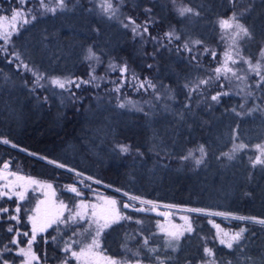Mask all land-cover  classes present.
<instances>
[{"label": "trees", "instance_id": "16d2710c", "mask_svg": "<svg viewBox=\"0 0 264 264\" xmlns=\"http://www.w3.org/2000/svg\"><path fill=\"white\" fill-rule=\"evenodd\" d=\"M89 1L92 0H68L64 11L38 16L33 23L25 25L19 35L12 37L15 47L9 46V51H20L23 59L48 77L88 80L91 63L83 57L91 46L100 56L102 66L108 62L127 64L128 71L136 77L167 87L173 101L170 106L161 108V101L152 99L154 107L147 113L126 111L117 107L118 99L111 91L110 81H94L79 89L73 87L78 97L75 101L64 90L38 87L32 91L31 75L18 70L17 61L9 64L0 54V140L10 141L9 145L0 144V166L10 161L9 169L54 183L62 197L75 196L65 190V185L79 178L74 172L40 159L43 156L101 181L99 184L86 181L95 192L121 196L113 191L119 188L120 192L155 203L228 213L226 217L195 213L192 222L196 231L183 236L176 251L167 248L164 240L154 237L150 238L149 247L158 248L154 255L167 259V264H189V261L199 264L205 242L225 264L228 260L246 264L242 255H252L256 264H264L260 258L264 250V226L233 218H264V171L260 166L252 169L249 164L251 148L264 140V114L237 116L232 109L240 110L233 96H223L219 103L209 99L203 103L204 96L197 93L189 101L184 87L186 82L203 76L210 64L218 63L222 48L217 41L218 21L228 19L233 11L240 13L249 0H238L235 6L228 0H176L175 5L172 0H124L121 12L138 23L148 19L145 9H151L154 23L143 39L134 38L129 29L84 7ZM250 2L251 11L245 13L241 22L254 31L256 41L251 42L257 44L264 38V0ZM183 6L193 8L199 15L179 16L176 9ZM13 7H18L15 0H0V15H11ZM173 29L181 39L168 44L164 33ZM149 35L160 38V43L152 41ZM194 39L203 41V45L196 47L198 50L207 47L217 53L216 59L210 52L200 51L199 60L190 61L182 45ZM216 91V83L208 85L207 98ZM138 96L148 99L153 93L147 90ZM186 103H190V109L184 108ZM233 135H238L235 143L243 142L249 147L232 161L223 157L217 160L221 152L231 150ZM118 142L130 145L131 153H114L112 149ZM11 144L17 147L12 148ZM200 145H204L207 152L204 164L194 167L191 161L182 163L178 159L189 150L199 156ZM137 149L142 156L137 154ZM88 193L84 191L83 197ZM210 219L231 232L247 229L241 241L243 254L230 252L213 239L215 231L208 223ZM10 225L27 229L22 218L20 223H15L4 215L0 220V241H3L0 249L14 235L6 231ZM132 227L113 226L102 237L103 248L108 255L125 257L129 256L123 247L127 242L132 251L141 252L144 262H149V252L142 247L140 236L130 239L129 234L135 232ZM68 235L67 228L59 227L51 241L46 236L47 244L45 238L38 237L33 248L41 258L40 264H54L61 259L59 250ZM19 239L21 244L26 241L23 237ZM15 253L13 248L8 259L20 264L21 258Z\"/></svg>", "mask_w": 264, "mask_h": 264}, {"label": "snow or ice", "instance_id": "6c2138e0", "mask_svg": "<svg viewBox=\"0 0 264 264\" xmlns=\"http://www.w3.org/2000/svg\"><path fill=\"white\" fill-rule=\"evenodd\" d=\"M238 0H228V3L235 6ZM15 3L18 7H13L11 9L10 18L8 16H0V21H9L7 24H0V54L7 59L9 64H12L14 61H17L16 67L18 70L23 69L24 72L30 73L33 77L32 80V91H35L36 88L42 87L41 81L48 80L50 84L54 87H58L62 90H65L69 93V96L73 101L77 100L78 97L72 88L79 89L83 84H92L97 79L95 75V67L89 64L90 71L88 73L89 79L84 80L82 78H69V77H48L45 72L39 71V69L34 65L23 59V55L18 50L9 51V46L13 48L15 45L13 44L12 37L14 35H19L20 31L25 25L33 23L38 16H42L47 13H51L55 15L58 11H64L68 7V0H15ZM124 3V0H100L99 8L101 14L105 16L109 20L119 19L122 26L125 29H129L133 37H141L143 39L144 34L148 33L149 26L154 23L151 18V9H145V12L149 14L148 19H146L142 24L138 23L133 17L127 16L123 17L120 9ZM172 3L175 5L176 0H172ZM31 5V6H29ZM251 2L247 7H243V10L240 13L233 11L231 17L228 19H221L219 21V26L221 29H232L228 35V40L230 41L228 44V50L224 53V59L220 62L219 66L214 68L215 76L212 75L207 76L206 78L198 79L197 81H188L185 83L184 87L188 89V99L191 101L194 96L199 93L204 96V102L207 101V86L212 84L213 81L219 82V86L221 89L225 87V84L221 82V77L223 76L224 80L231 82L232 79L241 82H244L248 79L250 74H254L258 79L256 81L255 87L258 89H264V38L257 44V51L255 53L248 51L247 55L243 54L241 51V46L238 45V41H256L255 33L252 29L247 27L245 23L241 22V19L244 17L245 13L251 11ZM179 16L184 17L188 13H192L193 15H199L198 12H195L193 8L183 6L176 9ZM149 38L157 43H160V38L152 37L149 35ZM164 39L168 44H171L174 40L179 41L181 36L177 35L175 30H170L164 33ZM203 45V41L200 39L194 40H186L182 49L189 53V59L199 60V56L202 53H196V46ZM162 47L164 45H161ZM180 51V48L177 49ZM211 54L212 58L215 60L217 53L215 51L210 50L207 47H204V53ZM196 53V54H194ZM10 57V58H9ZM85 61H96L100 63V56L93 50L91 46L87 48L86 54L84 55ZM231 65V66H230ZM243 65H247V69L243 68ZM149 68L152 67L151 64L148 65ZM109 68L113 71L116 70L117 65L115 63H110ZM119 70L121 75L123 76L128 72L127 64L119 66ZM102 78V77H101ZM134 79H137L135 75H133ZM128 81L125 80V83ZM98 86V85H97ZM138 87L147 90V88H152L154 91L156 90V84L152 83V81L148 78H145L143 81L138 83ZM239 87V85H237ZM247 84H244V87H239V91L236 93L244 94L245 97H249L253 95L251 90H247ZM119 84L113 91L119 92ZM230 93L228 91H218L216 94L211 95L210 99L212 102L219 103L220 98L222 96H227ZM157 99H160V95L157 94ZM131 104V101H128ZM118 108H125L126 104L123 102L117 103ZM239 107L244 110L245 104L241 103ZM185 109H190V103H186L184 105ZM233 112L236 113L237 116H252L254 113H262L264 114V108H261L259 105L254 108H248L246 111L237 112L236 109H232ZM182 118V114H181ZM238 139V135H233V146L230 151L221 152L219 156H217V160H220L222 157L226 158L228 161H232L236 159L237 154L246 150L249 145L246 143H235V140ZM0 144L9 145L10 141L8 139L0 140ZM12 148H16V144H11ZM256 152L258 154L253 158L249 156V164L252 169H256L257 166H260L261 170L264 171V143H257L255 145ZM23 150V149H21ZM112 151L114 153H119L121 155H126L131 153V146L122 142H118L114 145ZM137 154L142 156L143 153L136 150ZM199 152V156H195L193 151L189 150L186 155H180L178 159L182 163H187L189 161L194 162V164L199 167L204 164L205 157L207 156V152L205 151L204 145H200L197 149ZM31 154V153H30ZM158 155V154H157ZM40 159L47 160L48 164L54 165L56 168L66 169L70 173H75V176L79 179L74 180L70 184L65 185V190L67 192L73 193L75 197L81 198L84 196L83 189L91 188V185L86 181L92 180L93 183L99 184L101 181L93 180L91 176H85L82 172L76 171L75 169L68 167L65 163L58 162L53 159H47L46 157L41 156ZM10 161H4L2 164V169L5 173L6 182L0 185V199L7 198V200H13L15 198L16 207L14 211L16 214H11L10 209L8 207L0 206V220H3L5 214L8 216L9 221H16L20 223L21 217L20 213L22 211L23 205L22 201L26 199L27 191L30 186H36L37 188L46 187L48 189L52 188L51 184L41 185L38 181L32 179L31 177H23L18 175L16 172H9ZM8 176L15 177V180L7 179ZM251 179V175L249 176ZM116 192H120L121 189H115ZM47 196V193H45ZM54 195V193H53ZM124 196L128 197L129 201L138 202L139 207H137L134 203L125 202L123 203L124 209H131L133 212H146L148 208L144 207L145 205H152V211H157V207L155 206V202L151 200H145L137 195H129L128 192L123 193ZM47 203L46 201H39L34 210L36 215L28 216V221L31 223V232H23L21 233L19 228L14 226H9L7 228L8 233H15L12 239L8 244H4L3 248L0 249V264H15V260H9L8 256L13 254L12 246H17L19 251L15 253L16 256L23 257L21 260V264H40L41 258L33 251V245L37 242L38 233H43L47 228L51 227L53 224H63L70 229L73 226H79L81 221H85L88 224V228L84 229V232H89L91 228H95V233L91 240V243L80 247L79 251L75 250L74 245H79L80 241L78 239L69 238V241L65 242V246L62 249L64 253V257L61 260V264H71L73 260L77 262V264H144V260L140 258L141 253L139 250L132 251L131 248L128 247L127 242L123 245L126 252H130L131 256L126 261H118L109 256H101L97 251L100 248L99 238L101 233L110 228L114 224H120L121 221L128 223H135L137 225H143V221L138 219L130 214L122 212L117 207V201L111 198H103V203H89L85 199H79L74 205H72L71 201L69 204H65L63 201H60L59 205L55 207V210H49L43 213V219L41 220V211L40 206L42 204ZM166 207H174L173 205H167ZM187 212L196 213L199 215H207V216H227L228 213L222 212H211L204 208H189L185 209ZM67 213V215H65ZM158 215H163L168 217V213L159 212ZM234 219L239 220H248L252 223L259 224L264 226V218L257 217H233ZM182 220H184V224L170 225V227H165L157 221V227L159 231L164 234V243L167 248H171L172 251L177 250V246L181 237L185 235V233L193 234L196 230L193 227V222L188 216H182ZM209 224H212L214 228L217 229L216 236L213 239L219 241V244L227 248L230 252L237 251L241 254L244 253V247H241V241L245 238L244 233L247 231L245 228H240L239 231L234 233H229L220 228V225L215 224L211 219L208 221ZM144 233L143 227L138 229L136 232L129 234L130 239L135 240L137 236H142ZM73 237H77L80 235L79 232L73 231ZM20 236L28 237L26 247H19L22 241L19 239ZM56 238L53 237V240ZM201 240H206L205 237H200ZM150 237H143V248H147L149 253L158 252V248L149 247ZM46 244L48 243L45 238L44 241ZM0 244H3V241H0ZM7 254V255H5ZM264 260V250L261 251V257ZM241 259L246 262V264H256V258L252 255L241 256ZM149 264H167V259H162L159 255H156L154 258L149 255L148 257ZM191 264V261H189ZM199 264H225V261L218 258L216 252L212 247H209L205 242L202 247V255L199 256ZM226 264H234L232 260H228Z\"/></svg>", "mask_w": 264, "mask_h": 264}, {"label": "rangeland", "instance_id": "374dc122", "mask_svg": "<svg viewBox=\"0 0 264 264\" xmlns=\"http://www.w3.org/2000/svg\"><path fill=\"white\" fill-rule=\"evenodd\" d=\"M99 3H100V0H92V1L87 2V5L84 4V7L88 6L98 16L105 17L101 14V11L99 8ZM177 8H179V7H177ZM120 12H121V9H120ZM121 14L123 17H127L122 12H121ZM0 16H8L10 18V15H0ZM113 21L117 22L120 26H122L119 19H113ZM219 21H218L217 41H218L219 46H222V48H220V50H219V56H220L219 61H218V63L216 62V63L210 64L206 69L207 72L204 74L205 76L204 75H203L204 77L203 76H201V77L197 76V79L195 78L194 82L197 81L198 79L206 78L209 75H212L214 77L215 76V73L213 71L214 68L219 66L220 62L223 61L224 53L226 50H228V44L230 41L228 40L227 37L230 34V32L233 30L232 29H221L219 26ZM7 23H9V21H0V24H7ZM152 44L153 43L150 42V46ZM257 44H255V43L253 44L251 41H247V40L238 41V45L241 46V51L245 55H247L248 51L255 53L257 51ZM200 51H204V50L203 49L198 50L196 48V53H199ZM196 53H194V54H196ZM186 54H189V53L186 52ZM90 63L93 67H95V75L97 77V79L95 81H103V82L110 81L112 83L111 91L114 94V97H116L118 99L116 101V103L123 102L126 104V107L122 108L123 110L131 111V112H145V113H147L148 111H150V109H153V107H154V105L152 103V99H155V101L160 100L161 101L160 103H162V104H160V106H162L161 108H166V107L170 106L171 102L173 101V95H172L171 91L167 87H161L159 85L157 86L156 83L155 84L157 87H156L155 91L152 88H147V90H149L151 93H153V97L148 98V99H144V98L140 99V96H138V95H140L141 92L145 93L147 91L145 89L138 87V83L140 81H143L142 79H140L138 77H137L138 80L134 79L133 74L129 71L122 76L121 72L119 70V66H121V65H118V64H116L117 68L115 71L111 70L109 68V64L114 63V62H108V63L104 64L103 66L100 63H97L96 61H90ZM243 68L246 70L247 65H243ZM97 72H98V75H97ZM31 77H32V75H31ZM61 78H63V77H61ZM69 78H71V77H69ZM32 79H33V77H32ZM257 79L258 78L254 74H250L248 76V79L244 82V84L248 85V88L246 89V91L251 90L253 92L252 96L245 97L244 94L237 95L236 93L239 91V87H244V84H242L239 81H236L235 79H232L231 82L229 83V81L224 80L223 76L221 77V82H223L225 84V87L223 89H221L219 86V82L213 81V83H216L217 91L211 95L216 94L218 92V88H219V91H228L230 94L227 96H233L236 100L237 106H239L241 103L245 104L244 110H242L239 107L240 111H246V109L253 108V107H256L258 105L259 106L261 105V107L264 108V89H258L255 87ZM125 80L128 82L125 83ZM41 84L43 85L42 87H50V88H55L57 90H62L58 87L52 86L47 79L44 81H41ZM118 84H119V89H120L119 92L113 91V89H115ZM237 85H239V87H237ZM186 90L189 91L188 89H186ZM157 94L160 95V99H157ZM211 95L207 98L210 101H211V99H210ZM142 97H145V94ZM128 101H131V104H129ZM200 101H202V100H200ZM202 102L204 103V101H202ZM212 103H217V102H212ZM198 106H199V101L195 103L194 109ZM261 143H264V140ZM251 150H253L252 157L254 158L255 155L258 154L256 152L255 146H253L251 148ZM190 165L196 167V165L192 161L190 162ZM8 171L9 172H16L18 175L23 176L25 178L31 177L32 179L38 181L41 185H47V184L52 185L51 189H48L46 187L37 188L36 186H30L28 188L26 199L21 202V204L23 205V208H22V211L20 213V217L24 220L25 227H27V229L25 230V229L19 227V225H18L17 228L20 229L21 233H23V232H29L30 233L31 232L32 225L28 221V216L36 215L34 210L36 209V206L39 203V201H46L47 202V203L42 204L40 206L41 220L43 219V213H45L46 211H49V210L54 211L55 207L59 205L60 201H63L65 204H69L71 201L72 205H74L76 202H78L79 199H85L89 203L100 204V203H103V198H111V199H115L117 201V207L122 212L130 214V215H132L131 212H133V211H131V209H124L123 203L129 202V203H134L137 207L140 206L138 202L129 201L128 197L123 195V192H119L122 195L117 196V195L107 194L104 192H95V191H92L88 188L83 189L84 191L89 192L86 197L77 198V197L73 196L71 198H65V197H62L61 193L58 191L55 184L48 181V180L39 179V178H35L32 176H26L20 172L13 171L11 169H9ZM4 176H5V173L2 169V167L0 166V185H2L3 183L6 182ZM7 179L15 180V177L8 176ZM113 191H115V190H113ZM45 193H47V196L45 195ZM53 193H54V195H53ZM0 206L8 207L10 209L11 214H16L14 211H12L16 207L15 198H13V200H7V198L0 199ZM155 206L157 207V211L164 212V213H170V217L168 219H164V217L156 216L153 214L154 211L151 210V208L153 206L152 205H145L144 207L148 208V211H146V212H134V213L138 214L139 216L132 215V216H134L138 219H141L143 221L142 226L137 225L135 223H128V222H124V221L120 222V224L123 226H127V225L133 226L132 228L134 229L135 232L138 229H140L141 227H143L144 231L147 230L148 233H143V235L140 236V238H139V240L142 244H143V237L144 236H148L150 238L154 237V239L159 238L160 240H164V234L159 231V228L157 227V221H159L160 224L164 225L165 227H170V225L180 226V225H183L185 223L184 220L181 219L182 216H188L191 220H193V217L195 214V213L185 211V209H189V208H183V207H171V208H169V207H166L167 205L160 204V203H155ZM65 215H67V213H65ZM5 216H7V214H5ZM228 217H231V216H228ZM14 222L17 223L16 221H14ZM116 225H119V224H114L110 228L105 229L101 233L100 238H99L100 248L97 251L99 252V254L101 256H109L115 260L123 262V261H126L129 259V257L131 256L130 252H129V256L114 257L111 255H108L103 248V242H102L103 238L102 237L104 236L105 233L110 231L113 226H116ZM59 227L67 228L69 235H68L67 239H65L63 241V243L61 244V247L59 250L60 255H61V259L59 261L55 262L54 264H61V260L64 257V253H63L62 249L65 246V242L69 241L70 237L73 239H78L80 241L79 245H74L75 250L79 251L80 247H83L84 245L91 243V240H92L93 235L95 233L94 227L91 228L89 232H87V233L84 232V229L88 228L89 226L85 221H81L79 226H73L71 229L69 227H66L63 224H59V225L53 224L51 227L47 228L45 232L38 233V237L42 236L43 238H46V236H48V241H51L52 235L55 234L56 230ZM213 230L215 231V236H216L217 229L213 227ZM223 230L227 231L229 233H234V232H231V231H228L225 229H223ZM73 231L79 232L80 235L77 237H73V235H72ZM14 235H15V233H14ZM186 235H188V233H185L184 236H186ZM20 237H23L26 241L24 244H20L19 247H26L28 237H24V236H20ZM216 241L219 243L218 240H216ZM33 247H34V245H33ZM13 248L15 249V252L19 251V248L17 246H13ZM151 248H152V246H151ZM33 251H34V248H33ZM135 251H137V250H135ZM149 255H151L152 257H155L154 253H148V257H149ZM20 258H21V260L23 259V257H20ZM34 264H35V262H34ZM71 264H77V262L75 260H73L71 262ZM144 264H149V262H144Z\"/></svg>", "mask_w": 264, "mask_h": 264}, {"label": "water", "instance_id": "95a60500", "mask_svg": "<svg viewBox=\"0 0 264 264\" xmlns=\"http://www.w3.org/2000/svg\"><path fill=\"white\" fill-rule=\"evenodd\" d=\"M159 212H160V211H155V212H153V214L156 215V216L164 217V219H166L165 216H163V215H158ZM169 217H170V213H168V217H167V219H168Z\"/></svg>", "mask_w": 264, "mask_h": 264}]
</instances>
